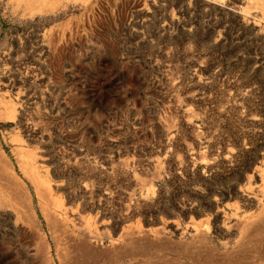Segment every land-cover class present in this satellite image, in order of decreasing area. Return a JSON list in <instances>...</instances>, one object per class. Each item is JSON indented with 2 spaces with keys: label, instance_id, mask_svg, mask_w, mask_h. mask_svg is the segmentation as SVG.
Returning a JSON list of instances; mask_svg holds the SVG:
<instances>
[{
  "label": "rangeland",
  "instance_id": "1",
  "mask_svg": "<svg viewBox=\"0 0 264 264\" xmlns=\"http://www.w3.org/2000/svg\"><path fill=\"white\" fill-rule=\"evenodd\" d=\"M0 264H264V0H0Z\"/></svg>",
  "mask_w": 264,
  "mask_h": 264
}]
</instances>
